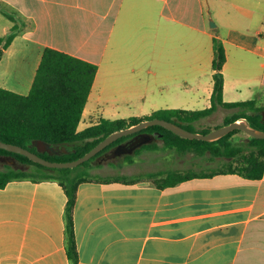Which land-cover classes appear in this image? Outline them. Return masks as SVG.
<instances>
[{
    "label": "crops",
    "instance_id": "0c3cea01",
    "mask_svg": "<svg viewBox=\"0 0 264 264\" xmlns=\"http://www.w3.org/2000/svg\"><path fill=\"white\" fill-rule=\"evenodd\" d=\"M5 3L14 16L0 36L12 28L16 34L0 59V87L27 94L45 47L97 64L78 131L103 118L209 107L214 36L226 54L224 101H263L264 0H0V19ZM213 6L221 20L209 26ZM139 131L123 143L138 134L147 139L114 156L155 155V166L140 174L176 169L159 166V155L186 153L157 138L155 147L135 154L151 141ZM66 200L53 180L0 187V264H70ZM73 223L78 264H264V173H217L165 186L148 178L83 181Z\"/></svg>",
    "mask_w": 264,
    "mask_h": 264
},
{
    "label": "trees",
    "instance_id": "16d2710c",
    "mask_svg": "<svg viewBox=\"0 0 264 264\" xmlns=\"http://www.w3.org/2000/svg\"><path fill=\"white\" fill-rule=\"evenodd\" d=\"M15 34L16 28H12L11 33L0 36V59ZM213 54V87L209 107L196 110L162 108L142 117L103 118L97 124L78 131L77 126L91 91L97 64L55 48L45 47L27 94L0 87V140L27 147L51 161H70L85 154L110 133L143 120L165 119L191 131L207 133L213 128L197 127L195 123L219 108L232 109L224 117L223 124L245 118L253 127L264 130V106L259 105L257 99L233 102L223 99L222 68L226 54L223 42L218 36L213 37ZM218 126L220 125L216 127ZM139 132L150 135L151 141L138 147L135 154L145 148L155 147L154 140L157 138L162 141L164 148L173 149L179 154L194 152L198 156L209 154L211 157H222L226 159L227 166L214 168L209 172L167 169L132 177L91 173L92 168L101 165V160L114 157L115 149L132 134L118 138L90 159L70 168L47 167L23 154L0 148V187L12 180L58 182L67 196L64 207L66 254L70 264H78L73 207L77 186L83 181H132L148 178L160 186H165L188 178L217 173L235 172L248 178H260L264 173V138L250 135L245 138L235 137L243 132L240 129H234L214 141L184 138L161 125H150ZM53 150L60 153L55 154ZM123 157L128 163L134 160L131 154ZM7 160L15 163L8 164Z\"/></svg>",
    "mask_w": 264,
    "mask_h": 264
},
{
    "label": "water",
    "instance_id": "95a60500",
    "mask_svg": "<svg viewBox=\"0 0 264 264\" xmlns=\"http://www.w3.org/2000/svg\"><path fill=\"white\" fill-rule=\"evenodd\" d=\"M211 26H215V23H213L212 21H211ZM150 125H161L181 137L189 138V139H199V140H205V141L217 140L234 129H240L243 132H245L247 135H250L252 137L264 138V130L253 127L250 124V122L245 118L237 119L230 123L220 125L216 128L211 129L207 133L191 131L172 121H168V120L160 119V118H153V119L143 120L129 127H126V128L110 133L104 139H102L98 144H96L89 151H87L85 154H83L77 159L70 160V161H51L49 159H46L38 155L36 152L31 151L27 147H23L21 145H17L13 143H8L2 140H0V148L6 149L11 152L23 154L29 157L30 159H32L33 161H36L47 167L70 168V167H75L83 163L84 161L90 159L97 152H99L104 147H106L113 141L117 140L118 138L128 135V134H132L134 132H137L141 130L142 128H145ZM145 139H147V137H145L143 134H138L137 136L133 137L127 142L119 145L114 153H128L134 150V148L137 145H139L142 141H144ZM52 152L55 154L60 153L56 150H53ZM9 163L13 164L14 161H9Z\"/></svg>",
    "mask_w": 264,
    "mask_h": 264
},
{
    "label": "rangeland",
    "instance_id": "374dc122",
    "mask_svg": "<svg viewBox=\"0 0 264 264\" xmlns=\"http://www.w3.org/2000/svg\"><path fill=\"white\" fill-rule=\"evenodd\" d=\"M5 15L3 19H0V33L4 32L5 25H11L10 22V16H14L12 13L13 10H11V6L7 5L6 3L3 4ZM211 20H209V26L211 25V21L216 24V22H220L221 20V13L220 10L217 8V6L212 7V16ZM12 29L8 31L7 34L11 33ZM5 35V36H6ZM262 102V103H261ZM259 102V105L264 106V98L263 101ZM232 111L226 108H219L217 111H215L213 114L200 119L195 123V125L198 127L203 126H210L212 128H215L217 125H222L224 121V117L229 114ZM264 113V110H263ZM245 132L238 133L235 137H246ZM112 162H109L108 159H105L103 162V165L101 167H94L91 169L92 174H99V175H116L119 173L127 172L132 173L133 175H139L141 172L145 171L149 166L154 165L156 163L155 155H145V154H139L134 156V162L133 163H127L123 159V155L114 156L110 158ZM182 159V160H180ZM8 161V160H7ZM11 161V160H9ZM158 161H161L162 163L159 166H167L172 167L176 169H181L183 172H209L210 170L214 168H225L226 165V159L222 157H211L209 154H205L203 156H198L194 154V152H188L182 157L174 154H170L169 156L162 157L159 155ZM112 163V164H111ZM236 164V163H235ZM0 167L2 165L0 164Z\"/></svg>",
    "mask_w": 264,
    "mask_h": 264
}]
</instances>
